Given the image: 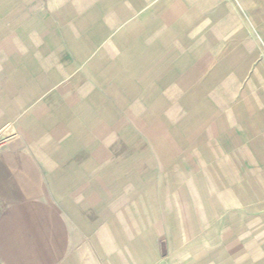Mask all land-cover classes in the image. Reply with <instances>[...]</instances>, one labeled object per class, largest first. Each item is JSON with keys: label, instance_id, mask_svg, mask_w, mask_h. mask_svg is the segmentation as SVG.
<instances>
[{"label": "crops", "instance_id": "1", "mask_svg": "<svg viewBox=\"0 0 264 264\" xmlns=\"http://www.w3.org/2000/svg\"><path fill=\"white\" fill-rule=\"evenodd\" d=\"M8 124L0 264H264V0H0Z\"/></svg>", "mask_w": 264, "mask_h": 264}, {"label": "water", "instance_id": "2", "mask_svg": "<svg viewBox=\"0 0 264 264\" xmlns=\"http://www.w3.org/2000/svg\"><path fill=\"white\" fill-rule=\"evenodd\" d=\"M16 135V129L12 124H8L0 129V143L13 138Z\"/></svg>", "mask_w": 264, "mask_h": 264}, {"label": "rangeland", "instance_id": "3", "mask_svg": "<svg viewBox=\"0 0 264 264\" xmlns=\"http://www.w3.org/2000/svg\"><path fill=\"white\" fill-rule=\"evenodd\" d=\"M175 90L179 91L178 89H173L172 92V100L173 101H177L178 99L175 98V96H178V93H175ZM171 111L172 112H179L180 111V108H179V105L178 104H175V103H172L171 105ZM2 151V147L0 146V152Z\"/></svg>", "mask_w": 264, "mask_h": 264}]
</instances>
